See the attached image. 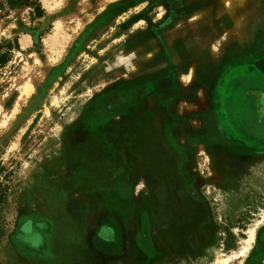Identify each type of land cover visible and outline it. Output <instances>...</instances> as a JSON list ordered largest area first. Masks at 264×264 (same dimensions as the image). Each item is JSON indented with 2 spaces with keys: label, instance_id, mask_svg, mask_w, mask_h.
<instances>
[{
  "label": "rangeland",
  "instance_id": "obj_1",
  "mask_svg": "<svg viewBox=\"0 0 264 264\" xmlns=\"http://www.w3.org/2000/svg\"><path fill=\"white\" fill-rule=\"evenodd\" d=\"M198 6L0 0V264H264V150H222L156 45Z\"/></svg>",
  "mask_w": 264,
  "mask_h": 264
},
{
  "label": "crops",
  "instance_id": "obj_2",
  "mask_svg": "<svg viewBox=\"0 0 264 264\" xmlns=\"http://www.w3.org/2000/svg\"><path fill=\"white\" fill-rule=\"evenodd\" d=\"M194 1L199 6L186 17L177 16L165 31L166 39L156 37V45L165 46L172 65L189 60L186 73L192 81L186 89L202 90L201 97L189 101L194 108L190 113L204 111L196 123H202L204 130L205 125L213 128L222 150H264V83L250 80L255 81L256 62L264 61V45H256L264 43V0ZM198 70L201 77L195 76ZM244 79L248 80L241 82ZM223 90L239 91L245 98L233 106L222 99ZM203 149L212 150L205 141Z\"/></svg>",
  "mask_w": 264,
  "mask_h": 264
},
{
  "label": "trees",
  "instance_id": "obj_3",
  "mask_svg": "<svg viewBox=\"0 0 264 264\" xmlns=\"http://www.w3.org/2000/svg\"><path fill=\"white\" fill-rule=\"evenodd\" d=\"M10 47H14V48H19V45L17 43V41L12 42H5L4 44H0V69L5 66L9 60H10V52H3L4 48H10ZM11 50V49H10ZM9 50V51H10Z\"/></svg>",
  "mask_w": 264,
  "mask_h": 264
},
{
  "label": "flooded vegetation",
  "instance_id": "obj_4",
  "mask_svg": "<svg viewBox=\"0 0 264 264\" xmlns=\"http://www.w3.org/2000/svg\"><path fill=\"white\" fill-rule=\"evenodd\" d=\"M240 151H242L244 154H249L248 152H245V150H240ZM259 152L260 150H256L255 152Z\"/></svg>",
  "mask_w": 264,
  "mask_h": 264
}]
</instances>
